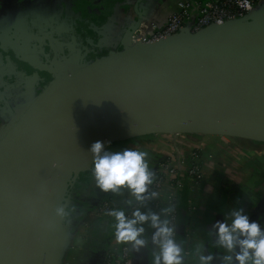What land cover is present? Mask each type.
<instances>
[{
	"label": "water",
	"instance_id": "water-1",
	"mask_svg": "<svg viewBox=\"0 0 264 264\" xmlns=\"http://www.w3.org/2000/svg\"><path fill=\"white\" fill-rule=\"evenodd\" d=\"M142 19L119 50L89 61L64 55L40 89L1 103L0 264H58L96 141L195 133L264 142V3L193 33L131 42Z\"/></svg>",
	"mask_w": 264,
	"mask_h": 264
},
{
	"label": "crops",
	"instance_id": "crops-1",
	"mask_svg": "<svg viewBox=\"0 0 264 264\" xmlns=\"http://www.w3.org/2000/svg\"><path fill=\"white\" fill-rule=\"evenodd\" d=\"M18 2L20 0H3V17L0 19V109L5 100L10 103L18 94L40 89L53 75L51 64L55 68L61 66L66 61L64 55L69 59L76 56L80 61H89L119 50L126 45V33L137 18L162 21L171 0H83L84 11L69 3L70 10L66 11L70 16L69 22L66 18H52L43 24H31L16 15L12 5L16 6ZM49 43L51 46L47 47ZM23 44L28 47L23 49ZM150 135L161 134L117 140L106 145L103 153L113 154L126 149L144 151L149 171L159 157L175 156L177 150L185 153L195 150L202 181L194 187L186 182L182 189L176 191L175 204L180 214L177 222L182 257L180 264H201V255L211 257L207 264H238L235 256L239 246H234L232 250L222 246L218 226L220 223L230 224L234 219L232 213L243 209L250 221L255 220L264 229V142L208 134L224 144L208 143L203 145V149L196 145L190 147V141L180 139L178 134L176 140L171 139L173 136L164 140V148H156L159 149L157 152L147 145L144 146L146 148H137V144L143 143ZM232 144L238 145V152L225 150L227 145ZM106 149L110 152H104ZM89 174V177H78L82 186L77 187L72 195L73 201L67 209L68 218L65 221L70 217L78 219L58 264H90L106 251L116 232L117 221L114 216L110 220L96 218L92 214L95 203L115 194L123 195L127 201L137 196L127 184L115 190H104L96 182L94 168ZM162 192L163 195L173 194L174 190L166 185ZM139 212L148 217L136 224V227L144 228L138 237L144 240V244L133 247L134 242L126 243L135 256V264H154L159 246L153 242V234L157 230L151 221L153 210L144 207ZM229 255L233 257L231 261L225 259Z\"/></svg>",
	"mask_w": 264,
	"mask_h": 264
},
{
	"label": "built area",
	"instance_id": "built-area-1",
	"mask_svg": "<svg viewBox=\"0 0 264 264\" xmlns=\"http://www.w3.org/2000/svg\"><path fill=\"white\" fill-rule=\"evenodd\" d=\"M264 0H171L165 17L160 22L140 20L130 35L131 42L151 43L178 32H196L211 25L241 18L262 6ZM177 155L159 157L149 170L151 182L146 184L145 191L139 195L143 199L127 201L123 195H111L98 202L92 214L96 218L110 220L114 210L123 211L126 219H134V213L142 207H151L153 214L172 228V238L177 237L176 191L188 182L192 187L202 181V170L198 154L182 152ZM168 185L173 194L163 195L162 190ZM133 254L129 244L119 240L116 232L108 242L101 264H132Z\"/></svg>",
	"mask_w": 264,
	"mask_h": 264
},
{
	"label": "clouds",
	"instance_id": "clouds-1",
	"mask_svg": "<svg viewBox=\"0 0 264 264\" xmlns=\"http://www.w3.org/2000/svg\"><path fill=\"white\" fill-rule=\"evenodd\" d=\"M95 154L94 172L96 182L104 190H115L118 186L127 184L137 194V199H143L146 184L151 182V173L144 157V151L126 149L113 154L103 153V145L96 141L91 146ZM110 215L116 218V236L119 240L132 241L133 247L144 244L138 238L144 231L143 227H136L138 221L143 222L147 216L138 210L133 214L134 219H126L123 211H112ZM234 219L230 224L220 223L218 226L219 243L228 250L239 246L235 256L238 264H264V229L255 221L249 219L243 209L232 213ZM156 232L153 242L159 246L158 254L154 256V264H180L181 248L172 238V228L167 222L161 223L156 215L151 216ZM210 256H200L201 264H207ZM231 261V255L225 257Z\"/></svg>",
	"mask_w": 264,
	"mask_h": 264
},
{
	"label": "flooded vegetation",
	"instance_id": "flooded-vegetation-1",
	"mask_svg": "<svg viewBox=\"0 0 264 264\" xmlns=\"http://www.w3.org/2000/svg\"><path fill=\"white\" fill-rule=\"evenodd\" d=\"M28 2L29 6L27 7ZM69 3L75 4L77 9L80 7L78 10L84 11L83 0H20L16 6L12 5V10L21 19L31 24H43L45 21H51L52 18V20L66 18L67 22H69L70 16L66 12L70 10L68 9ZM2 14L3 0H0V19L3 17ZM2 111H4L3 108L0 109V112ZM4 116L6 117V115Z\"/></svg>",
	"mask_w": 264,
	"mask_h": 264
},
{
	"label": "rangeland",
	"instance_id": "rangeland-1",
	"mask_svg": "<svg viewBox=\"0 0 264 264\" xmlns=\"http://www.w3.org/2000/svg\"><path fill=\"white\" fill-rule=\"evenodd\" d=\"M50 79H52V77ZM49 80H46L43 85H45ZM3 113H5V112L4 111L0 112V125L2 123H4L5 120L8 118V117H5L4 116L5 114H3ZM178 134H180L179 135L180 139L190 141L189 142L190 147L196 145L198 148H203V145L204 144H208V143H218L220 145L224 144L223 141H220V139H217L216 137H212V136H210L208 134L172 133V134L150 135L149 137L147 136L146 140L145 141L143 140L144 144L143 143L137 144V148H146L144 146L147 145L148 147L150 146V148L153 150V152H157V151H159V149H156V148H158V147L159 148H162V147L164 148V146H163V141L164 140L165 141L170 140V138L172 136H173V138H171V139L172 140H176L175 138H176V136ZM167 136H169V137H167ZM222 136H224V135H222ZM175 143H177V142L175 141ZM237 147H238V145H236V144L235 145L232 144V145H229V146L227 145V148L225 150L227 152H228V150H229V152H238ZM242 147L248 148L245 145H242ZM246 148H244V149H246ZM193 151H195V150H193ZM104 152H110V149H106V151H104ZM177 152H179V151L177 150Z\"/></svg>",
	"mask_w": 264,
	"mask_h": 264
},
{
	"label": "trees",
	"instance_id": "trees-1",
	"mask_svg": "<svg viewBox=\"0 0 264 264\" xmlns=\"http://www.w3.org/2000/svg\"><path fill=\"white\" fill-rule=\"evenodd\" d=\"M92 168H94V163H92V165H90V168L89 169H92ZM90 173V170L88 171L87 169H85V170H83L82 172H81V176L82 177H89L91 174H89ZM81 183V182H80ZM78 184V182H77V184H76V186L78 187V188H80L81 186H82V184ZM142 208H144V207H142ZM180 216V214H179V212L177 213V219H176V227H177V222H178V217ZM78 219V217L76 218V217H70L69 218V223L72 225V223H76L75 221ZM177 229V228H176ZM179 229V228H178ZM113 234V233H112ZM112 234H110V237L112 236ZM110 237H109V239H110Z\"/></svg>",
	"mask_w": 264,
	"mask_h": 264
}]
</instances>
